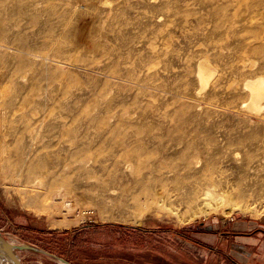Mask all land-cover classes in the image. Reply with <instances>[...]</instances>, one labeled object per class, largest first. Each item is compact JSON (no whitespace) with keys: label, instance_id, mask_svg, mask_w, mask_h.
Segmentation results:
<instances>
[{"label":"rangeland","instance_id":"obj_1","mask_svg":"<svg viewBox=\"0 0 264 264\" xmlns=\"http://www.w3.org/2000/svg\"><path fill=\"white\" fill-rule=\"evenodd\" d=\"M26 1L27 7L23 6ZM26 1L22 4L20 0H0V139L8 141L11 134L21 136L25 114L30 122L33 115L36 119L34 122L38 119L34 108L24 103L22 105L21 101L12 100L11 95H8L12 89V73L9 72L13 68V64H6L9 62L8 52H11L8 49L9 43L25 37L35 42L54 37V40L63 37L66 40L69 37L74 39L76 31L85 27V39L96 42L97 47L91 50L93 54L89 52L90 55L95 56L102 50L115 53L114 56L118 54V58L108 61L107 71L137 81L136 84L128 83L126 87H118L117 90L111 89L115 97L108 106L110 111H118L131 118L128 124L131 128L127 127L129 132L124 129L114 136L105 133L90 135L87 138L90 153L97 160L108 159L107 163L110 165V161L126 148L128 152L136 151V155L139 153L136 163H141L134 167V173L132 171V174H128L130 181L127 174L117 175L116 178L112 176L114 174L109 166L105 170L91 166L84 172L69 173L57 182L52 191L38 185L25 187L22 180L17 184L14 180L19 173L16 176V171L3 167L0 176V237L14 246L21 264H264V163H259L261 159L264 161V108L259 113L242 108L247 100L239 91L241 79L264 78V0H235L236 4L228 0L233 4L229 8L222 5L227 0H156V4L149 0H128L125 3V0H122L123 3L121 0H109L114 5L110 4L111 8L108 7L107 10V7H101L100 0H80L78 3L79 0ZM119 1L120 4L117 3ZM62 5H68L70 9H62ZM81 5L83 8L79 7ZM115 5L122 7L121 10L119 7L115 8ZM162 7H169L170 10L165 8L163 11ZM23 10L26 12L22 14ZM165 10L170 12L166 14ZM120 11L123 14L120 15ZM154 14H160L163 19L154 22ZM60 15H65L67 19ZM111 16L115 18L109 19ZM98 19L105 23L101 24ZM68 20L72 24L75 22L74 25L68 23ZM95 25L103 29L100 30ZM20 29L31 35L24 30L23 34ZM66 30L69 31V37L64 36ZM32 34L36 37L35 40L34 36L30 39ZM12 35L15 40L9 38ZM103 41L105 44L101 43ZM117 41L123 43L119 42L117 45ZM120 43L126 45L122 46ZM89 53L86 55L90 56ZM60 56L63 61H67L73 59L74 53L69 58L66 52L60 53ZM200 58L205 59L212 79L209 83L211 86L201 90L203 92L197 98L193 94L197 83L191 75L195 70V61ZM244 63L251 64L242 72L239 68ZM157 68L164 70L163 73L160 70L159 73ZM211 88L214 91L216 89V93ZM24 89L20 90V95L26 91ZM90 96H84L82 100L84 104L92 106L96 100L94 96L89 99ZM86 98L89 102L92 101L86 102ZM103 107L107 109L102 106L104 111L106 109ZM192 107L195 110L200 107L206 109L196 113ZM20 108L21 111H18ZM16 120L23 122L18 125ZM11 121L14 122L13 126ZM14 124H17L16 128ZM64 125L57 127L54 133L56 137H60V142L63 139L77 140L79 135L73 137L61 134ZM67 126L73 125L67 123ZM179 135L186 138L178 137ZM179 138L184 142H197L201 152V160L198 158V161L201 163H198L195 172L190 170L187 173L178 160L177 156L182 161L184 151L183 145L177 144L179 141L175 142L181 141ZM216 142L224 144L216 148ZM52 147L55 146L52 144ZM111 155L114 158H110ZM164 156V163L168 168L180 170L176 176L180 183L173 175L164 178L159 173L163 169L157 164L160 165L159 161ZM3 157L0 154V163ZM251 157L255 161L252 162ZM144 158L147 164L143 161ZM202 160H206L207 168ZM254 164L257 171L252 170ZM260 167L263 169H259ZM258 171H263V176ZM129 175L133 176L130 178ZM160 179L166 186L158 182ZM195 179H199V182ZM174 182L175 186L172 185ZM207 186L209 191H214H210V196L216 194L212 197L214 199L219 195L222 202L219 201L220 197L216 198L218 201H208L211 197L206 198L202 194V187ZM146 214L150 216L145 217L142 223L134 224L131 221Z\"/></svg>","mask_w":264,"mask_h":264},{"label":"bare ground","instance_id":"obj_2","mask_svg":"<svg viewBox=\"0 0 264 264\" xmlns=\"http://www.w3.org/2000/svg\"><path fill=\"white\" fill-rule=\"evenodd\" d=\"M19 1V0H18ZM24 0H20V2L22 4H24L23 2ZM26 1V0H25ZM31 1V0H30ZM37 1V0H36ZM94 1V0H93ZM122 1V0H121ZM124 1V0H123ZM122 1V3H123ZM128 0H125V2H127ZM139 1V0H138ZM144 1V0H143ZM148 1V0H147ZM146 1V3H147ZM232 1L235 2V0H231V3ZM28 1L25 2V5H27ZM80 2L77 1V3ZM86 2V1H85ZM88 2V1H87ZM96 2V1H95ZM149 2H152V4H156V0H149ZM237 2V1H236ZM235 2V4H236ZM243 2V1H242ZM18 3V2H17ZM32 2H29V4H31ZM34 3H35V0H34ZM37 3V2H36ZM89 3V2H88ZM98 3V2H97ZM100 3H101V7H107L106 10L111 8V1L109 0H100ZM116 3V2H115ZM120 4V1L117 2ZM116 5H119L117 4ZM141 3V2H140ZM230 1L227 0V2L224 1V4H222L223 6L225 7H228L229 5H233L231 4ZM20 4V3H19ZM20 4V5H22ZM74 4V2H73ZM71 5L72 7H74V5ZM83 4V3H82ZM111 4V5H110ZM145 5V3H143ZM148 4V3H147ZM150 4V3H149ZM34 5V4H33ZM39 4L37 3L36 6H38ZM77 5V4H76ZM87 5V3L85 4ZM93 5V4H92ZM91 5V7H93ZM114 5V4H113ZM112 5V6H113ZM115 5V6H116ZM122 5V4H121ZM125 5V4H124ZM164 5V4H162ZM19 6V5H18ZM21 6V8L23 7ZM35 6V5H34ZM61 6V5H59ZM96 6V4H95ZM148 6V5H147ZM150 6V5H149ZM222 6V7H223ZM27 7V6H25ZM32 7V6H31ZM30 7V8H31ZM64 7H69L68 5L64 6ZM63 5H62V9L64 8ZM79 7H82L79 6ZM119 7V6H118ZM117 6L115 8H118ZM126 7V6H124ZM223 7V8H225ZM20 8V7H19ZM34 8V7H33ZM38 8V7H37ZM60 8V7H59ZM61 8L59 9V11L61 10ZM76 8V6H75ZM83 8V7H82ZM88 8V6H87ZM90 8V7H89ZM114 8V9H115ZM120 8V7H119ZM122 8V7H121ZM121 8L119 10H121ZM167 9H169V7H165ZM163 11H164V9ZM229 8V7H228ZM29 9V8H28ZM32 9V8H31ZM30 9V10H31ZM35 9V8H34ZM70 9V7H69ZM86 9V8H85ZM84 9V10H85ZM91 9V8H90ZM97 9V8H96ZM21 10V9H20ZM29 10V11H30ZM41 10V9H40ZM65 10V9H64ZM104 9H102L101 11L104 13L103 11ZM116 10V9H115ZM170 10V9H169ZM32 11H34L32 9ZM36 11V10H35ZM38 11V9H37ZM42 11V10H41ZM82 11V9H81ZM94 11V9H93ZM92 11V13H93ZM100 11V10H99ZM112 11V9L110 10ZM21 12V11H20ZM26 12V11H25ZM24 10L23 12H21L22 14L25 13ZM62 13V11H60ZM65 12V11H64ZM63 12V14H65ZM67 12V10H66ZM71 12V11H70ZM70 12H68L70 14ZM74 12V11H73ZM115 12H118V11H115ZM121 12V13H120ZM119 14H123V11H120ZM166 14H168L167 12H170V11H166ZM32 12H30L31 14ZM41 13V12H40ZM77 14L79 13L78 12H75ZM82 13V12H81ZM90 13V12H89ZM91 13V14H92ZM95 13V12H94ZM112 13V12H111ZM36 14V12L34 13ZM62 14V15H63ZM68 14V15H69ZM99 14H101V12H99ZM110 14V13H109ZM113 14L114 11H113ZM112 14V15H113ZM163 14V13H162ZM28 15V14H27ZM42 16V14H40ZM62 15H60L62 17ZM67 15V16H68ZM74 15V13H73ZM82 15V14H80ZM79 15V16H80ZM84 15V14H83ZM96 15V13H95ZM98 15V13H97ZM103 15V14H102ZM111 15V14H110ZM109 15V16H110ZM116 15V14H115ZM164 15V14H163ZM162 15V16H163ZM65 16V15H64ZM62 17V18H65V17ZM71 16V15H69ZM68 16V17H69ZM77 16V15H75ZM89 16V15H88ZM92 17V15H90ZM89 16V17H90ZM33 17V16H32ZM38 17H39V14H38ZM86 17V16H85ZM84 17V18H85ZM98 17V16H96ZM95 17V20H97ZM101 17V16H100ZM104 17V16H103ZM114 17V16H113ZM111 16V18L109 19H112L113 18ZM117 18L118 17V14L116 15ZM77 18V17H76ZM79 18V17H78ZM115 18V17H114ZM67 19V18H65ZM72 19V18H71ZM74 16H73V20H74ZM83 19V18H82ZM94 19V18H93ZM161 19V15L160 14H154L152 15V20L154 22H159ZM63 20V19H62ZM78 20V19H77ZM85 20V19H84ZM94 20V21H95ZM99 20V19H98ZM113 20V19H112ZM65 21V20H64ZM67 21V20H66ZM69 21V20H68ZM75 21V20H74ZM88 21V20H87ZM100 21V20H99ZM62 22V21H61ZM78 22V21H77ZM93 22V20H92ZM98 22V21H97ZM101 22V21H100ZM105 23V21H103ZM101 22V24L103 23ZM110 22V21H109ZM115 22V20H114ZM63 23V22H62ZM70 23V21L68 22ZM75 23V22H74ZM74 23H70L72 26L74 25ZM111 23H113V21H111ZM110 23V24H111ZM65 24V23H64ZM86 24V23H85ZM98 25H101L100 23H97ZM116 24V23H115ZM115 24L113 25L115 27ZM94 25V24H92ZM98 25L96 27H98ZM109 25V24H108ZM102 26V25H101ZM101 26H100V30L101 29ZM107 26V25H106ZM16 27V26H15ZM21 27V26H19ZM64 27V26H63ZM67 27H71V26H68ZM83 27V26H81ZM95 27V28H96ZM111 27V25L109 26ZM13 28V27H12ZM10 28V29H12ZM24 28V27H23ZM85 28V27H84ZM84 28H80L78 29V31H76L75 33V38L71 39L69 36V31L66 30L67 33H64V36H68L69 39L66 40L65 37H63L62 39L59 38L58 40H54L55 37L53 39L50 38L48 40H44L43 42L39 41V42H35V41H29L28 37L26 39L25 38H18L17 40H15V38H13V35L12 37H9V38H12L15 40V42H12V40H10L11 43L8 42L7 40V43H9V47L8 49L11 50V52H8V60L9 62H7L6 64L8 65L9 64H13V68L11 72L9 73H12V75H10V81L12 83V89H11V92L12 94H10L8 91V95H11V99L12 100H19L21 101V104L24 103L25 105H29L31 108H34L37 112V122H34L36 119L32 117V119H30L32 122H30L28 120V117L26 116V114L24 115V121L25 123H23L24 125L21 126L23 128V130H21L20 134L21 136L19 135L18 137L14 136V135H10V139L8 141H6L5 138H1L0 139V154H2L4 157L0 163V176L1 174L3 173L2 172V168L3 167H8L10 169H12V171H16L17 173H15V175L17 176L18 173H19V176L14 180L17 182H20L21 180L23 181V185L26 187V186H30V185H38L40 186V188L42 187H46V189L48 191H52L54 190L56 187V184L58 181H61V179H64L66 177V175H68L69 173H73V172H81V171H85L86 169L90 168L91 166H97V167H101V169L103 168V170H105V168H107V166H109L111 169H112V172L114 175L115 178L117 175H125L127 174V179H128V174H132L131 172L135 169L134 167H137V163H141V162H137L136 163V160L138 161V154L136 155V151L134 152H128L125 148V150H121V153H117L118 156H116V158H114L113 155H111L110 158H114V160L110 161V165H108L107 162L108 159L106 160H97L96 158H94L91 153H90V144L89 142L87 141V138L90 136V135H97V134H100L102 135L103 133L107 134V135H117V134H120L121 132L127 130V127L129 126V122H130V117H127L125 115H123L122 113H119L118 111L116 112H112L110 111L109 109V103L113 102V99L115 96H113V93L111 91V89H114L116 88V90L118 89V87H123V85H127L129 83L130 84H136L137 81L133 78H130V77H124V76H121L119 74H116L114 72H109L107 71L106 67L108 65V61L109 60H112L113 58H118V54L114 56L113 53H110L108 50L107 52L105 51H101V53L99 52L97 55L93 56V55H90L89 52H91V50L96 49V42H91V40H86L85 39V33L86 31L84 30ZM14 29V28H13ZM12 29V30H13ZM19 29V28H18ZM25 29V28H24ZM24 29H20L21 31H23ZM27 29V28H26ZM69 30L71 28H68ZM116 29V28H115ZM16 31H18L17 29H15ZM14 30V33L16 32ZM91 30V29H90ZM10 31V30H9ZM20 31V33H21ZM25 31V30H24ZM24 31H23V34H24ZM92 31V30H91ZM111 31H114L113 29ZM116 31V30H115ZM13 32V31H12ZM27 32V31H25ZM28 33V32H27ZM25 33V35L27 34ZM21 34V35H23ZM29 34V33H28ZM39 34V33H37ZM54 34V33H53ZM66 34V35H65ZM68 34V35H67ZM99 34V33H98ZM10 35V34H9ZM31 35V34H29ZM36 35V34H35ZM51 35V33L49 34ZM55 35V34H54ZM59 35V34H58ZM102 35V34H101ZM11 36V35H10ZM16 36V35H15ZM28 36V35H27ZM33 34L32 36H30V39L32 40L33 38ZM40 36V34L38 35ZM99 36V35H98ZM21 37V36H20ZM35 37V36H34ZM44 37V36H43ZM46 37H48V35H46ZM51 37V36H49ZM67 37V38H68ZM103 37V36H102ZM38 38V37H37ZM34 40L36 39L33 38ZM47 39V38H45ZM98 39V38H96ZM102 39V38H101ZM13 40V41H14ZM38 40V39H37ZM40 40H42V38H40ZM63 42V45L60 46L61 44V41ZM64 40V41H63ZM99 40V39H98ZM118 40V39H117ZM113 42V41H112ZM121 41H117V43H119ZM101 43H104L105 42H101ZM100 43V44H101ZM115 43V42H114ZM123 43V42H121ZM120 43V44H121ZM103 44V45H104ZM115 44V45H116ZM119 44V45H120ZM65 45V47H64ZM110 45V44H109ZM118 45V44H117ZM122 45V44H121ZM126 45V44H124ZM122 45V46H124ZM98 46V45H97ZM102 46V45H101ZM105 46V45H104ZM103 47V46H102ZM110 47V46H109ZM120 47V46H118ZM126 47V46H125ZM124 47V48H125ZM106 48V47H105ZM69 49H72V52H69ZM99 49V48H98ZM110 49V48H109ZM120 49V48H119ZM201 52H203V49L200 48ZM101 50V49H99ZM199 50V49H198ZM111 51V50H110ZM66 52L67 55H68V58L71 57L74 53V56H72L73 59H68L67 61H63V59L61 58L60 56V53H64ZM96 52V50H95ZM94 52V54H95ZM109 52V53H108ZM119 52V51H118ZM89 53L90 56H87L86 54ZM92 53V52H91ZM97 53V52H96ZM93 54V53H92ZM113 54V55H112ZM81 55V56H80ZM120 57H121V53L119 54ZM199 58V57H198ZM204 58V57H203ZM203 58H200V59H197V61H195V70L192 71V78L196 81L195 83H197V85H195L197 87V89H195L196 91H194L195 93H193L197 98L198 96H200V92H203L204 89H207L208 85H210V79L211 78V71L210 69L206 66V61L205 59ZM66 59V58H65ZM251 63H244L240 66L239 69H241L242 72H245L244 70L247 69V67L250 65ZM6 65V66H7ZM158 70V68H157ZM160 70V69H159ZM158 70V72H159ZM249 70V69H248ZM161 71V70H160ZM164 71V70H162ZM161 71V72H162ZM159 72V73H161ZM163 73V72H162ZM214 77V76H213ZM219 77V76H218ZM220 79V78H219ZM218 79V80H219ZM192 80V81H194ZM216 80V79H215ZM217 80V81H218ZM126 83V84H123V83ZM194 83V82H193ZM215 83V82H214ZM219 83V82H218ZM241 84V85H240ZM240 90L242 92V94L245 96L246 100H247V103L243 104L242 105V108H245L251 112H254V113H259V112H262L261 110L264 108L263 106V101H264V78H255V79H252V78H247L245 80H242L241 79V82H240ZM219 85V84H218ZM128 86V85H127ZM211 86V85H210ZM209 86V87H210ZM215 86V85H213ZM212 86V87H213ZM22 87H25L22 88ZM126 87V86H125ZM21 89H24L26 91H23L25 93L20 95V90ZM218 89V88H217ZM203 90V91H201ZM211 91H213V93L215 91H217L215 89L214 91V88L212 90L211 88ZM112 93V94H111ZM216 93V92H215ZM94 96L96 102L91 106L90 104H84V99L83 97L84 96ZM194 95L192 96L193 98ZM91 96L89 97V99L91 98ZM10 97V96H9ZM10 99V100H11ZM83 99V100H82ZM89 99L86 98V102H89ZM202 99V98H200ZM198 99V100H200ZM11 100V101H12ZM245 100V102H246ZM9 101V100H8ZM83 101V102H82ZM92 101V100H91ZM90 101V102H91ZM10 102V101H9ZM13 102V101H12ZM11 102V103H12ZM89 102V103H90ZM194 103V102H193ZM13 104V103H12ZM15 104V103H14ZM20 104V103H18ZM82 104V105H80ZM92 104V103H91ZM195 104V103H194ZM16 105V104H15ZM15 105L13 107H15ZM23 105V104H22ZM21 105V106H22ZM196 105V104H195ZM7 107H10L9 105L6 104ZM17 106V105H16ZM20 106V107H21ZM27 106V107H29ZM102 106H105L107 107L104 108L106 109L105 111L101 108ZM194 106V105H193ZM26 107V109H27ZM29 107V108H30ZM195 108H197L195 106ZM13 109V108H12ZM193 110H195L193 107L191 108ZM204 109V107L202 108ZM201 107L200 109L198 110H202ZM206 109V108H205ZM204 109V110H205ZM11 110V109H9ZM8 110V111H9ZM33 110V109H32ZM103 110V111H102ZM192 110V111H193ZM197 109L195 110L196 113L198 111ZM264 110V109H263ZM18 111H21V108L20 110ZM23 111V110H22ZM203 111V110H202ZM26 112V111H24ZM23 112V113H24ZM34 112V111H33ZM63 113V115L61 116V113ZM216 111H214L215 113ZM10 113V112H9ZM18 113V112H17ZM21 113V112H20ZM22 113V114H23ZM28 113H29V110H28ZM200 114V112H198ZM218 113L221 114V111H218ZM31 114V113H30ZM29 114V115H30ZM164 114V113H163ZM166 114V113H165ZM192 114V113H191ZM217 114V113H216ZM19 115V114H17ZM28 115V116H29ZM196 115V114H195ZM13 116H16V114H14ZM12 116L13 118V121H14V117ZM162 116V115H160ZM159 116V117H160ZM192 116V115H191ZM11 117V115H10ZM18 118V116H16ZM19 117H21L19 115ZM36 117V118H37ZM23 118V117H21ZM187 118V117H186ZM189 118V117H188ZM16 119V118H15ZM35 119V120H34ZM11 120V119H10ZM191 120V119H190ZM183 121V120H182ZM181 121V122H182ZM185 121V120H184ZM183 121V122H184ZM189 120H187V123H188ZM17 122V120L15 121V123ZM20 122H23V120H20L18 121L17 123H19L18 125H20ZM14 122L11 121V126H13ZM67 123H70V125H73V126H67ZM186 123V122H184ZM65 124V125H64ZM78 124V125H77ZM15 125L17 124H14V128ZM60 125H64V127L61 128V134L67 136V134L69 136H76V135H79V138L77 140H70V139H63L61 138V140L63 139L64 141L61 143L60 142V137H56L54 135L55 133V130L57 129V127H59ZM73 127V128H72ZM130 127V126H129ZM12 128V127H11ZM20 128V126H19ZM19 128H17V130L19 131ZM131 128V127H130ZM130 130V129H129ZM133 130V129H132ZM131 130V131H132ZM15 132V131H14ZM13 132V133H14ZM134 132V131H133ZM11 133V132H10ZM126 134V132H124ZM136 133V132H135ZM220 134V132H218ZM222 133V132H221ZM15 134V133H14ZM17 134V132H16ZM138 134V133H137ZM224 134V133H223ZM2 135V134H0ZM9 135V133H8ZM135 136V134H133ZM130 136V135H129ZM199 136V135H198ZM224 136V135H223ZM2 137V136H0ZM178 137H183L182 135H179ZM186 138V136H184ZM183 137V138H184ZM193 137V136H192ZM191 137V138H192ZM195 137V136H194ZM220 137V136H219ZM222 137V136H221ZM220 137V138H221ZM174 138V137H173ZM176 138V136H175ZM174 138V139H175ZM181 139V138H179ZM190 139V138H188ZM200 139V138H198ZM197 139V140H198ZM186 140V139H185ZM196 140V138H195ZM222 140H223V137H222ZM225 140V139H224ZM179 141V142H177ZM182 141V139H181ZM180 140H176L175 142H177V144H180V145H183L182 148H184V151H183V157H182V161L181 159L178 157V160L180 162H182L183 165H181L180 163H177V164H180L183 168H185L187 170V173L189 171L190 173V170H197V167H198V163H201V161L199 162L198 160L200 159V156L199 154L201 153L198 146H197V142L194 143V141L192 142H184V140L181 142ZM175 142L174 145L176 144ZM201 142V141H199ZM203 143V142H202ZM201 143V144H202ZM52 144L55 146V147H52ZM200 144V146H201ZM224 144V143H223ZM223 144H220L223 146ZM199 145V144H198ZM215 145V144H214ZM213 145V148L216 146V148H219L220 145L217 144L216 142V145L214 146ZM125 146V144H124ZM122 146V147H124ZM128 147V145H126ZM173 146V145H172ZM171 146V147H172ZM199 146V147H200ZM175 147V146H174ZM181 148V149H182ZM123 149V148H122ZM128 149V148H127ZM222 149V148H221ZM136 150V149H135ZM173 150V148H172ZM171 150V151H172ZM176 150V148H175ZM202 150V149H201ZM216 150V149H215ZM133 151V150H132ZM139 151V150H138ZM180 151V152H181ZM4 152H7V155L5 156L4 155ZM141 152V151H139ZM176 152V151H175ZM179 152V153H180ZM131 153H134L131 154ZM144 154V153H143ZM142 154V155H143ZM175 155H177L176 153H174ZM141 155V156H142ZM113 156V157H112ZM182 156V155H181ZM158 157H162V156H158ZM157 157V158H158ZM169 157V155H168ZM167 157V158H168ZM203 157H204V154H203ZM233 156H231L232 158ZM256 157V156H255ZM262 157V155H261ZM146 158V157H145ZM145 158L143 159V161H145ZM165 156L163 157V160H164ZM172 158V156H171ZM199 158V159H198ZM207 158V157H206ZM205 158V159H206ZM236 157H234L235 159ZM166 159V158H165ZM169 159V158H168ZM203 159V158H202ZM233 159V160H234ZM252 159V162L255 161L253 160V158L251 157ZM250 159V160H251ZM256 159V158H255ZM110 160V159H109ZM141 160V158H140ZM139 160V161H140ZM159 160V159H158ZM159 161L161 162L160 165L159 163L157 164L160 168H161V175L166 178V177H169L170 175H173L174 177L178 176V172L180 170H175L173 168H168L166 166V164L164 163V161ZM175 160V159H174ZM177 160V159H176ZM201 160V159H200ZM258 160V159H257ZM256 160V161H257ZM262 160V159H261ZM259 160V163H264V161H261ZM264 160V159H263ZM149 161V160H147ZM173 161V160H172ZM178 161V162H179ZM203 161V160H202ZM211 160H209L210 162ZM261 161V162H260ZM151 162V161H150ZM148 163L151 165V163ZM169 162V161H168ZM204 162V161H203ZM206 162V160H205ZM204 162V163H205ZM249 162V161H248ZM144 163V162H143ZM155 163V162H154ZM96 164V165H95ZM145 164H147V162L145 161ZM156 164V163H155ZM169 164V163H168ZM252 164V163H251ZM258 164V163H256ZM203 164H201L202 166ZM248 164H245L246 167ZM262 165V164H260ZM149 166V165H148ZM154 167L155 168H158ZM175 166V164H174ZM179 166V165H178ZM201 166L199 165V168H201ZM207 166V163H205V167ZM255 164L253 165V168L252 170H255L257 171V169H255L256 167H254ZM257 166V165H256ZM264 166V165H263ZM6 167V168H7ZM108 167V168H109ZM152 166V168H154ZM177 167V166H176ZM245 167V168H246ZM259 167V165H258ZM257 167V168H258ZM109 168V171L111 170ZM150 168V166H149ZM207 168V167H206ZM211 168V167H210ZM9 169V170H10ZM144 169V168H142ZM141 169V170H142ZM148 169V168H147ZM182 169V168H181ZM183 169V170H185ZM204 169V168H203ZM251 168L249 167V170ZM259 169H263V167L259 168ZM146 170V168H145ZM149 170V169H148ZM159 170V169H158ZM185 170V171H186ZM212 170V168L210 169ZM246 170V169H245ZM248 170V171H249ZM251 170V171H252ZM11 171V170H10ZM11 171V172H12ZM108 171V170H106ZM105 171V172H106ZM150 171H151V168H150ZM154 172V169L152 170ZM182 171V170H181ZM184 171V172H185ZM199 171H201L199 169ZM264 171V169H263ZM262 171V172H263ZM10 172V173H11ZM145 172V171H144ZM149 172V171H148ZM183 172V171H182ZM181 172V173H182ZM207 172V171H206ZM210 172V171H209ZM247 172V171H246ZM245 172V173H246ZM262 172H260L262 174ZM5 173V172H4ZM111 173V172H110ZM134 173V171H133ZM140 173H143V172H140ZM146 173V172H145ZM181 173H179L181 175ZM186 173V174H187ZM193 173V172H192ZM248 173V172H247ZM250 173V172H249ZM248 173V174H249ZM259 173V171L257 172ZM259 173V174H260ZM148 174V173H146ZM150 174V173H149ZM148 174V175H149ZM158 174V173H156ZM185 174V175H186ZM197 174V172L195 173V175ZM209 173H207L208 175ZM252 174V173H250ZM257 174V175H259ZM260 174V175H261ZM139 175V174H138ZM184 175V174H183ZM181 175V176H183ZM188 175V174H187ZM186 175V176H187ZM192 175V174H191ZM6 176V175H5ZM108 176V175H107ZM122 176V177H123ZM131 176L133 175H129V177L131 178ZM142 176V175H141ZM146 177V175H144ZM155 176H158V175H155ZM184 176V177H186ZM263 176V174H262ZM261 176V177H262ZM3 177V175H2ZM121 177V178H122ZM151 177V176H149ZM154 177V176H153ZM172 177V176H171ZM190 177L189 179H192L191 176H188ZM188 177L186 179H188ZM201 177V175L199 176ZM209 177H210V174H209ZM251 177V176H250ZM255 177V175H254ZM258 177V176H257ZM106 178V177H105ZM113 178V177H112ZM136 178V177H135ZM141 178V177H139ZM138 178V179H139ZM143 178V177H142ZM147 178V177H146ZM152 178V177H151ZM155 178V177H154ZM158 178V177H157ZM163 178V179H164ZM180 178V177H178ZM196 178V177H195ZM198 178V177H197ZM202 178L204 179V177L202 176ZM256 178V177H255ZM6 179V177H5ZM12 179V177H11ZM117 179H119L117 177ZM150 179V178H149ZM153 179V178H152ZM162 179V178H161ZM161 179L158 181L159 183L163 182L161 181ZM177 179V177H176ZM183 180V177L181 178ZM188 179V180H189ZM259 179V177H258ZM9 180V179H8ZM13 180V179H12ZM10 180V181H12ZM112 180V179H111ZM129 180V179H128ZM134 180V179H132ZM144 181V179H142ZM140 180V181H142ZM145 180H148V179H145ZM151 180V179H150ZM157 180V179H156ZM155 180V182H156ZM166 180V179H165ZM164 180V181H165ZM171 180V179H170ZM178 180V179H177ZM193 180V179H192ZM199 182V179H195ZM255 180V179H254ZM257 180V178H256ZM108 181V180H107ZM130 181V180H129ZM173 182V179L171 180ZM174 181H176L174 179ZM179 181V180H178ZM184 181V180H183ZM187 181V180H185ZM191 182V180H189ZM137 182V181H136ZM145 184H146V181H144ZM152 182H154V180H152ZM188 182V183H190ZM207 182V181H206ZM21 183V184H22ZM59 183V182H58ZM142 183V182H141ZM140 185H143L141 184ZM151 183V182H150ZM157 183V182H156ZM168 183V182H167ZM166 183V184H167ZM176 183H178L176 181ZM180 183V181H179ZM187 183V184H188ZM208 183V182H207ZM210 183V182H209ZM208 183V184H209ZM136 184V183H135ZM163 184V183H162ZM183 184V182L181 183ZM185 184V183H184ZM186 184V185H187ZM207 184V185H208ZM165 185V183L163 184ZM169 185V184H168ZM171 185V184H170ZM173 186H175V182L174 184L172 183ZM177 185V184H176ZM180 185V184H179ZM184 185V186H186ZM200 186L202 184H199ZM59 186V185H58ZM166 186V185H165ZM189 186V185H188ZM196 186V185H195ZM206 186V185H205ZM177 188H179V186H176ZM181 187V186H180ZM212 187V186H211ZM183 188H187V187H183ZM190 188V187H189ZM192 188V187H191ZM198 188V187H197ZM207 188V189H205ZM203 188L202 187V194L207 197H211V201L208 199L209 202H212V200H215L217 197L219 199V201L222 202V198L221 196H218L216 198H212L214 197L216 194L210 196V191H213L212 189H210V191L208 190V186ZM57 189V188H56ZM192 190V189H191ZM194 190V189H193ZM192 190V191H193ZM196 191V190H195ZM197 192V191H196ZM200 192V191H199ZM214 193V191H213ZM202 195V196H203ZM203 198L205 199V197L203 196ZM207 200V199H206ZM217 200V199H216ZM155 201V200H154ZM205 201V200H204ZM208 201H205V202H208ZM218 201V200H217ZM215 202V205H217L218 202ZM208 202V203H209ZM220 202V203H221ZM154 204V203H152ZM205 204V203H204ZM210 204V203H209ZM222 204V203H221ZM207 205V203L205 204ZM204 205V207H205ZM213 205V204H212ZM208 207H210L209 205H207ZM239 207V206H238ZM241 207V206H240ZM245 207V206H243ZM207 208V207H206ZM217 208V206H216ZM203 210H205L204 208H202ZM232 209V207H231ZM244 210V208H243ZM241 209V211H243ZM246 211V210H245ZM203 212V211H202ZM213 212V211H211ZM231 212V211H229ZM223 214V213H222ZM225 215V214H224ZM140 216V215H139ZM142 216V215H141ZM140 216V217H141ZM148 214L142 216L141 218L137 219V218H134V216L132 218L131 221H133L134 224H137L141 221H143V219L145 217L148 218ZM138 217V216H137ZM129 219H127L128 221ZM130 221V220H129ZM142 223V222H141ZM7 245H3L0 243V264H15L12 260H10L8 258V252H12V254H14V256H16V253H15V249H14V246L9 243V242H6ZM17 257V256H16ZM62 264H67L65 262H62Z\"/></svg>","mask_w":264,"mask_h":264},{"label":"water","instance_id":"obj_3","mask_svg":"<svg viewBox=\"0 0 264 264\" xmlns=\"http://www.w3.org/2000/svg\"><path fill=\"white\" fill-rule=\"evenodd\" d=\"M0 243L3 245L4 244L7 245L6 241L3 240L2 237H0ZM8 258L12 260L15 264H21V262L18 260L16 256H14V254H12V252H8Z\"/></svg>","mask_w":264,"mask_h":264}]
</instances>
